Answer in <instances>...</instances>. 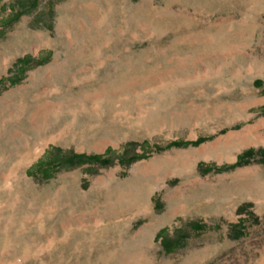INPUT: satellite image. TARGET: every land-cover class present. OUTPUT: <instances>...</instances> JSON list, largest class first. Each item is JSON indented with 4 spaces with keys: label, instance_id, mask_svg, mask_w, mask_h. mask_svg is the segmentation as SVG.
<instances>
[{
    "label": "rangeland",
    "instance_id": "obj_1",
    "mask_svg": "<svg viewBox=\"0 0 264 264\" xmlns=\"http://www.w3.org/2000/svg\"><path fill=\"white\" fill-rule=\"evenodd\" d=\"M1 78L0 264H264V0H0Z\"/></svg>",
    "mask_w": 264,
    "mask_h": 264
},
{
    "label": "trees",
    "instance_id": "obj_2",
    "mask_svg": "<svg viewBox=\"0 0 264 264\" xmlns=\"http://www.w3.org/2000/svg\"><path fill=\"white\" fill-rule=\"evenodd\" d=\"M26 60H27V58L25 56L18 60L17 65H18L19 71H22L23 67H25L28 64V63H23ZM8 79L11 81L12 80L14 81V79L12 77H9ZM3 81H4V79L1 78L0 84ZM205 139L206 138L203 136H199L195 140L175 139V140L170 141L165 147H162L159 145H155L154 147L156 150H161V149L169 148V147H173V146L185 147V146H189V145H198L199 143H201ZM112 153L113 152H111L110 149H107L102 154H96V153H94V154H84V153L73 154V155H71L70 158H71V160L73 158H75V159L79 160L80 162H83V161L98 162L102 165H106L109 162H111V156L110 155ZM119 157H121L120 159L122 161L123 155H120ZM143 157H145V154L133 153L131 156L128 157L127 161L131 162L133 160H136L138 158H143ZM253 157H258L259 161L264 162V147H258V148L249 147V148L244 149L241 153H239L237 155V160L230 165L212 166V165H207V164L205 165L203 162H199L198 167H199V169L205 170V171H208L211 168L227 169L230 167H235L238 165L246 164ZM42 166H44V165L40 164V161H39L38 167H42ZM246 206H248V203L242 204L241 206H239V210L244 211L246 209ZM243 222H244V219L239 218V220H237L236 223L231 224L229 235L230 236L233 235V238H238L241 234V229L244 226V225H242ZM192 226L195 229H201L203 227V225L199 224L198 222H194ZM157 237L161 238V244L163 245V248L165 249L166 252H169V251H172L174 248H176L179 245V241L185 237V233L178 230L176 232V234H174V236H169L166 228L163 227L158 231Z\"/></svg>",
    "mask_w": 264,
    "mask_h": 264
},
{
    "label": "crops",
    "instance_id": "obj_3",
    "mask_svg": "<svg viewBox=\"0 0 264 264\" xmlns=\"http://www.w3.org/2000/svg\"><path fill=\"white\" fill-rule=\"evenodd\" d=\"M40 50H42L41 52L43 53V50H48V48H40ZM24 56L27 58V60L23 63L44 62L47 60L45 56L43 57L42 54L38 55L35 52L30 54L25 53L21 57ZM58 137L59 136L57 134H49L42 138L41 141L38 142V144L34 147V150H36L35 153H32V155L30 154L28 157H26V164H28V166L36 167H38L39 161L40 164L44 166H53L59 164L58 160L56 159L57 156L55 155L56 150H60V148L57 146ZM70 159V156H68L64 160L68 162Z\"/></svg>",
    "mask_w": 264,
    "mask_h": 264
}]
</instances>
